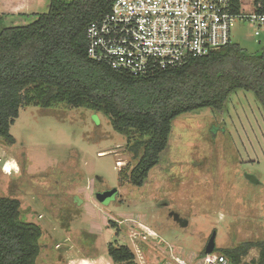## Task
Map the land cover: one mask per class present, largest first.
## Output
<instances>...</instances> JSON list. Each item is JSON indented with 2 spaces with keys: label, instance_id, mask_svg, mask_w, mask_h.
<instances>
[{
  "label": "rangeland",
  "instance_id": "1",
  "mask_svg": "<svg viewBox=\"0 0 264 264\" xmlns=\"http://www.w3.org/2000/svg\"><path fill=\"white\" fill-rule=\"evenodd\" d=\"M28 1L32 15L51 0ZM244 1L252 14V0ZM12 19L0 14V30ZM232 37L248 54L264 53V34L256 37L251 24L233 27ZM10 134L14 143L0 139V197L19 200L21 221L42 229L37 264H112L111 246L128 247L136 264H206L213 232L216 255L264 241V107L252 91L234 92L221 112L175 119L143 187L129 182L137 135L116 132L101 112L23 107ZM258 258L252 249L244 260Z\"/></svg>",
  "mask_w": 264,
  "mask_h": 264
},
{
  "label": "trees",
  "instance_id": "2",
  "mask_svg": "<svg viewBox=\"0 0 264 264\" xmlns=\"http://www.w3.org/2000/svg\"><path fill=\"white\" fill-rule=\"evenodd\" d=\"M114 2L51 0L46 13L18 14L0 30V139L15 142L10 128L23 107L66 103L101 112L116 132L137 135L130 150L138 161L129 182L143 187L181 115L202 108L221 112L237 90L254 92L264 107V53L248 54L233 43L146 78L116 72L87 54L89 25ZM31 17L28 24L16 22ZM20 207L19 200L0 197V264H37L41 254L42 229L21 221ZM252 249L259 258L247 262ZM220 251L229 264H264V241ZM108 255L112 264H136L126 246H111Z\"/></svg>",
  "mask_w": 264,
  "mask_h": 264
},
{
  "label": "built area",
  "instance_id": "3",
  "mask_svg": "<svg viewBox=\"0 0 264 264\" xmlns=\"http://www.w3.org/2000/svg\"><path fill=\"white\" fill-rule=\"evenodd\" d=\"M252 2L254 12L246 14L244 0H115L108 14L89 25L87 54L134 78L178 70L233 44L237 25L251 24L260 38L264 0ZM205 263L229 260L212 253Z\"/></svg>",
  "mask_w": 264,
  "mask_h": 264
},
{
  "label": "crops",
  "instance_id": "4",
  "mask_svg": "<svg viewBox=\"0 0 264 264\" xmlns=\"http://www.w3.org/2000/svg\"><path fill=\"white\" fill-rule=\"evenodd\" d=\"M34 5H35L34 3H31L28 0H22L19 2H13V3L9 2L7 4H4V6L0 7V14L9 16V18H13V17H16L18 14L30 13L31 8H33ZM76 260H79V259H76ZM89 261L90 262L88 264H104L105 263V262H102L103 260H89ZM71 262H73L72 264H76L75 260H71ZM79 264H81V262H79Z\"/></svg>",
  "mask_w": 264,
  "mask_h": 264
},
{
  "label": "water",
  "instance_id": "5",
  "mask_svg": "<svg viewBox=\"0 0 264 264\" xmlns=\"http://www.w3.org/2000/svg\"><path fill=\"white\" fill-rule=\"evenodd\" d=\"M118 194V191L116 190L115 191V194L114 196ZM108 196V195H107ZM106 195H104L103 197L106 198L107 197ZM105 200V199H104ZM107 201V200H106ZM216 236H217V232H213L211 238H210V241L207 245V248H206V255H209V254H212L214 252V249H215V246H216V243H215V240H216Z\"/></svg>",
  "mask_w": 264,
  "mask_h": 264
},
{
  "label": "bare ground",
  "instance_id": "6",
  "mask_svg": "<svg viewBox=\"0 0 264 264\" xmlns=\"http://www.w3.org/2000/svg\"><path fill=\"white\" fill-rule=\"evenodd\" d=\"M115 153V152H114ZM109 154V152H101L100 153V156H105V155H108ZM151 233V232H150ZM151 235H152V233H151Z\"/></svg>",
  "mask_w": 264,
  "mask_h": 264
}]
</instances>
